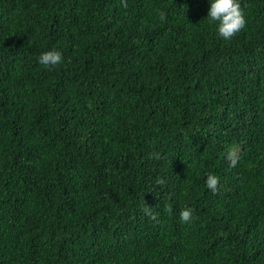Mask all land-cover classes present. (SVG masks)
Masks as SVG:
<instances>
[{"label": "trees", "instance_id": "16d2710c", "mask_svg": "<svg viewBox=\"0 0 264 264\" xmlns=\"http://www.w3.org/2000/svg\"><path fill=\"white\" fill-rule=\"evenodd\" d=\"M238 2L224 39L211 0H0V264H264V0Z\"/></svg>", "mask_w": 264, "mask_h": 264}, {"label": "clouds", "instance_id": "9594fccd", "mask_svg": "<svg viewBox=\"0 0 264 264\" xmlns=\"http://www.w3.org/2000/svg\"><path fill=\"white\" fill-rule=\"evenodd\" d=\"M124 8L128 7L127 0H121ZM164 14L161 13V19L163 20ZM207 19L211 22H219L218 34L224 39H231L241 30L246 27L247 20L245 14L241 8L238 0H211V7L207 16ZM39 62L47 67L59 65L62 62V53L56 50L48 51L38 58ZM229 160L231 165L235 166L236 160L232 158V153H229ZM160 183H164L160 180ZM219 179L217 176L209 174L206 180V186L212 193L216 194L219 191L218 188ZM145 213L153 220L156 216L152 214L150 207L144 209ZM193 209L185 208L180 213V220L184 224H189L192 221Z\"/></svg>", "mask_w": 264, "mask_h": 264}]
</instances>
